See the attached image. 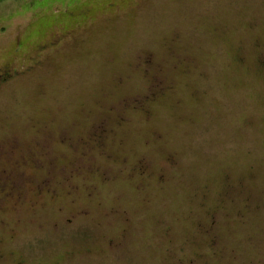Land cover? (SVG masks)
<instances>
[{"label":"rangeland","instance_id":"obj_1","mask_svg":"<svg viewBox=\"0 0 264 264\" xmlns=\"http://www.w3.org/2000/svg\"><path fill=\"white\" fill-rule=\"evenodd\" d=\"M0 264H264V0L1 3Z\"/></svg>","mask_w":264,"mask_h":264},{"label":"trees","instance_id":"obj_2","mask_svg":"<svg viewBox=\"0 0 264 264\" xmlns=\"http://www.w3.org/2000/svg\"><path fill=\"white\" fill-rule=\"evenodd\" d=\"M4 1H6V0H0V4L3 3Z\"/></svg>","mask_w":264,"mask_h":264},{"label":"flooded vegetation","instance_id":"obj_3","mask_svg":"<svg viewBox=\"0 0 264 264\" xmlns=\"http://www.w3.org/2000/svg\"><path fill=\"white\" fill-rule=\"evenodd\" d=\"M6 76H7V75H6ZM6 76H5V77H6Z\"/></svg>","mask_w":264,"mask_h":264}]
</instances>
